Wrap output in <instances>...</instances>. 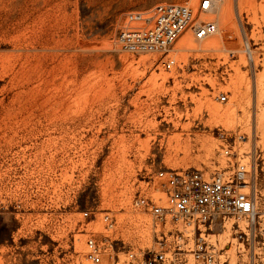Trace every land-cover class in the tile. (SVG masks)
<instances>
[{"label":"rangeland","instance_id":"1","mask_svg":"<svg viewBox=\"0 0 264 264\" xmlns=\"http://www.w3.org/2000/svg\"><path fill=\"white\" fill-rule=\"evenodd\" d=\"M158 3L198 0H0V264H91L89 235L151 245L132 202L162 197L161 170L238 158L264 210V0H216L204 38L121 49L125 14Z\"/></svg>","mask_w":264,"mask_h":264},{"label":"built area","instance_id":"2","mask_svg":"<svg viewBox=\"0 0 264 264\" xmlns=\"http://www.w3.org/2000/svg\"><path fill=\"white\" fill-rule=\"evenodd\" d=\"M215 2L198 0L196 8L158 3L128 11L117 42L123 50L146 53L166 51L187 27L196 39L204 38L217 31L214 21L201 17L213 10ZM163 63L169 69L174 60ZM217 98L225 102L227 95L220 93ZM224 154L230 155V149ZM156 178L162 197L138 196L132 202L148 215L152 244L133 248L108 235L100 242L89 235L85 258L91 264H264V210L257 208L250 170L243 160L237 158L210 174L194 168L166 169ZM82 214L89 216L87 211ZM101 220L105 228L112 227L107 213Z\"/></svg>","mask_w":264,"mask_h":264},{"label":"bare ground","instance_id":"3","mask_svg":"<svg viewBox=\"0 0 264 264\" xmlns=\"http://www.w3.org/2000/svg\"><path fill=\"white\" fill-rule=\"evenodd\" d=\"M223 21L224 23H227L226 19L223 18ZM218 44V41L217 39H212V40H208L205 45H216ZM192 43H191V38H190V35L189 34H184L182 35L179 40L177 41V48L180 49V48H183V47H188V46H191ZM251 51V50H249Z\"/></svg>","mask_w":264,"mask_h":264}]
</instances>
